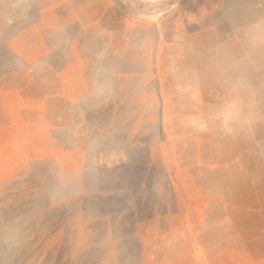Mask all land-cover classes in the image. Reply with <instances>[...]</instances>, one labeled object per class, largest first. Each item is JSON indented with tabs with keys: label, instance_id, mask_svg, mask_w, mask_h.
<instances>
[{
	"label": "rangeland",
	"instance_id": "374dc122",
	"mask_svg": "<svg viewBox=\"0 0 264 264\" xmlns=\"http://www.w3.org/2000/svg\"><path fill=\"white\" fill-rule=\"evenodd\" d=\"M0 264H264V0H0Z\"/></svg>",
	"mask_w": 264,
	"mask_h": 264
},
{
	"label": "clouds",
	"instance_id": "9594fccd",
	"mask_svg": "<svg viewBox=\"0 0 264 264\" xmlns=\"http://www.w3.org/2000/svg\"><path fill=\"white\" fill-rule=\"evenodd\" d=\"M232 113L231 112H228L225 117H224V120H225V123H227V121H229L230 119H232Z\"/></svg>",
	"mask_w": 264,
	"mask_h": 264
}]
</instances>
